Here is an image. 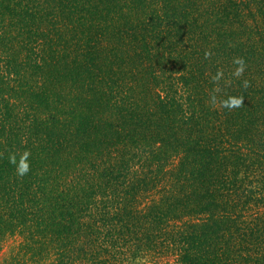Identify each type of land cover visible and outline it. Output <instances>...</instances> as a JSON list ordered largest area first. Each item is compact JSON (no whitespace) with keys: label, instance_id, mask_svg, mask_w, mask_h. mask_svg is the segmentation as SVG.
<instances>
[{"label":"trees","instance_id":"trees-1","mask_svg":"<svg viewBox=\"0 0 264 264\" xmlns=\"http://www.w3.org/2000/svg\"><path fill=\"white\" fill-rule=\"evenodd\" d=\"M70 1L95 18L64 42L69 0H0V251L18 235V264H264V0L131 24L150 0L105 29L110 0ZM186 153L198 181L162 199Z\"/></svg>","mask_w":264,"mask_h":264},{"label":"rangeland","instance_id":"rangeland-1","mask_svg":"<svg viewBox=\"0 0 264 264\" xmlns=\"http://www.w3.org/2000/svg\"><path fill=\"white\" fill-rule=\"evenodd\" d=\"M112 1L114 2V4L112 3ZM187 1L188 0H154V4H153L154 6H153V8L148 7V10L150 12V13H148L147 7H143V6H144L145 2H150V0H135V1L134 0H125V2H123L122 4H121V1H119V0H110L108 2H104L103 4H101V8H104V10H106L107 8L109 9L108 12H109L110 18L108 17L109 19H106L105 22H103V21L98 22V20H97V22L100 25L99 28L105 29V27L107 26V24L109 23L111 18H114V16L116 17L118 15L119 20H120L119 22L122 24H125V23L129 22V20H131L130 19L131 18V15H130L131 12H129L128 10L130 8L133 9V7L137 9L138 5L140 4L143 8L146 9L147 12L145 11L144 14H140V12H137V11L133 12L131 24H132V22H133V24H135L137 22L135 25H139V24H143V23L145 24V23H148V21H151V23L157 24L155 21H159L164 26L166 23H164L163 21L168 20L170 17V16H167V12L170 10L171 11L172 10L177 11L176 9H180V8L184 7V4ZM76 2L78 5L79 0H76ZM67 3H68L67 11L65 14H63V16L60 19L62 22H65L66 26H67V29H66V31L64 30L65 33L63 34V36L65 37L64 42L70 41V38L75 37V35L70 31V29L78 28V29H81L84 31L88 27L90 28V26H91L90 19H91V22L93 23L94 18H95L94 16H91L92 18L88 17L89 13H88V10H86V9L94 7L93 2H90V4L83 9L86 11H85V13H82V14L79 12H71V9L74 7H73V5H71L70 0ZM80 3L82 4L83 0H80ZM206 5H208V3ZM36 7H38V4L36 5ZM78 7L76 6L75 8L82 10L81 5L80 6L78 5ZM102 17H105V13L102 14ZM98 19H102V18L98 17ZM152 25H154V24H152ZM67 34H68V36H67ZM82 37H83V35H80V36H78V39H81ZM111 71L115 72V69L111 68ZM162 79H169V75L164 74ZM172 79H176V78H172ZM171 80L168 82H165V84H159V86H158L159 88L155 89L149 97H152V100L156 101L157 100L156 97H158V95H161L162 91H165V89H167L168 84L171 82ZM151 83L153 86V80H151ZM172 85H174L176 88L182 87L181 85H179L177 83H172ZM125 121L127 122V120H125ZM142 122H144V120ZM129 127H131L130 124H129ZM132 128H133V126L131 127V129ZM131 150H132V148H131ZM180 150L183 151V150H185V148L181 147ZM132 152H133V150H132ZM135 154L138 157L137 162L140 161L139 159H142V156H140L142 153L139 152L137 154V151H135ZM174 155H177V154H174ZM186 156H187V153L184 154V157H183V155L180 156L181 158L176 156L171 161H169V164H167V165H172V167L176 168L175 173H174L175 179H172L171 181L168 180V181H170V185H172V186H169L166 189V192L168 191L170 193L164 192L161 196L162 199L178 198L176 200H182L186 196V193H188V190L185 189L184 187L192 185V183H195L196 180L198 181L199 178H198V176H196V173H194V172L191 173V174L195 175L194 178H191L188 175V173L190 171L192 172L194 170H198L201 168L199 166L195 167L194 163L192 164L191 161L193 159H190V161H188V162L185 161L184 158ZM179 158L182 159L181 160L182 165L184 164V166L186 167V169L182 173L180 172L181 169H179L181 166ZM144 161L145 160H141V165H137V167L135 166V168H134L135 170L137 169V171L140 175H141V170L146 171V168L143 165L145 163ZM198 164H201V166H203L205 164V162L200 161ZM139 166H141V169H139ZM194 167H195V169H193ZM164 169H168V166H166ZM155 170H157V168H155ZM132 171H134V170H132ZM132 171H131V174H133ZM201 171L203 172L202 174L207 173L205 170H201ZM178 172H179V174H178ZM138 178H141V176H138ZM170 187L174 188V190L170 191L171 190ZM173 192H174V194H173ZM146 197H148L147 194L140 197V198H143V200H141V202L144 201ZM151 200L152 199L149 198L148 200H145L143 203L147 204ZM21 243H22V240L18 235H16L15 237L8 238L3 243L2 250L0 251V264H18L16 256L19 252V248H20Z\"/></svg>","mask_w":264,"mask_h":264},{"label":"clouds","instance_id":"clouds-1","mask_svg":"<svg viewBox=\"0 0 264 264\" xmlns=\"http://www.w3.org/2000/svg\"><path fill=\"white\" fill-rule=\"evenodd\" d=\"M237 63L243 65V61H237ZM242 72H243V67L241 66V67L237 70V73H236V74H237V75H240ZM241 103H242V100H240V99H232L231 102H230V103H226L225 106H227V107H239ZM27 155H28V154L26 153L25 156L22 158V160H21V165H20V167L18 168V171H19V173H20L21 175L27 173L28 170H29V168H28V164L24 162V161L27 160ZM10 159H11V162H12L13 164L16 163V158H15V156H12Z\"/></svg>","mask_w":264,"mask_h":264}]
</instances>
